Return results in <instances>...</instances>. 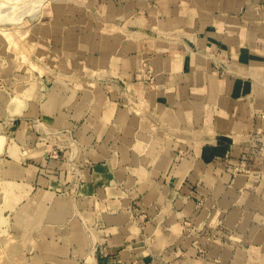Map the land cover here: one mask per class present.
Returning <instances> with one entry per match:
<instances>
[{"label": "crops", "instance_id": "0c3cea01", "mask_svg": "<svg viewBox=\"0 0 264 264\" xmlns=\"http://www.w3.org/2000/svg\"><path fill=\"white\" fill-rule=\"evenodd\" d=\"M66 8L38 10L49 69L0 89L25 247L43 264H264V0H100L95 28ZM29 118L68 132L65 158Z\"/></svg>", "mask_w": 264, "mask_h": 264}, {"label": "rangeland", "instance_id": "374dc122", "mask_svg": "<svg viewBox=\"0 0 264 264\" xmlns=\"http://www.w3.org/2000/svg\"><path fill=\"white\" fill-rule=\"evenodd\" d=\"M98 1L100 0H0V89L13 92L16 90L17 83L20 85L22 81L27 79L26 75H28L27 77L33 75L43 76V72H46L44 69L47 67L49 69L52 62H48V60H54L52 58L55 53L56 43L54 40H49V45H47L46 40H35L37 34H40L39 39L40 36L46 39L40 28L48 22V15L43 13L44 11L38 12V10L41 11L46 6L55 7L57 11H55L56 13L52 16V19L57 21L61 17L57 13L61 7L77 11V8L81 6L86 13L83 17H86L88 27L95 28L96 23L110 20L97 8ZM103 1L105 3L107 0ZM79 17L77 12L70 13L65 15L63 22L72 24L77 22ZM90 33L94 34V29ZM48 55H50L49 58ZM16 74L21 75V77L17 78ZM4 118L0 117V121H5ZM38 122L40 124L38 135L42 137L39 148L42 150L43 155L46 158L57 160L65 158L64 152L67 148L63 143V136H66L68 132L61 128H56L53 132H50L48 129L41 127L40 119ZM24 123L26 126L21 129L25 134V131L30 129L27 125H31L32 132H35L34 125L37 123L30 118L26 119ZM12 127L8 128L9 131L13 129ZM5 129L0 127V132ZM69 137L70 147H72L75 140L71 136ZM74 177L80 178V172ZM8 185L11 184L6 182L4 176L0 175V264H43L45 259L36 254V250L26 248L19 234L16 233L14 223L16 212L7 206L9 199ZM75 197H77V194L74 195ZM78 261L83 264L85 260Z\"/></svg>", "mask_w": 264, "mask_h": 264}, {"label": "built area", "instance_id": "2783aa9c", "mask_svg": "<svg viewBox=\"0 0 264 264\" xmlns=\"http://www.w3.org/2000/svg\"><path fill=\"white\" fill-rule=\"evenodd\" d=\"M235 169L238 171V170L242 169V167L236 166Z\"/></svg>", "mask_w": 264, "mask_h": 264}]
</instances>
